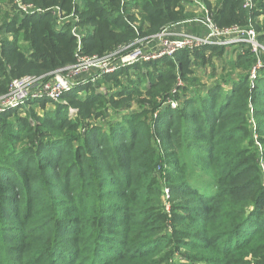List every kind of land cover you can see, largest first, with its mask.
I'll return each instance as SVG.
<instances>
[{
  "label": "trees",
  "instance_id": "1",
  "mask_svg": "<svg viewBox=\"0 0 264 264\" xmlns=\"http://www.w3.org/2000/svg\"><path fill=\"white\" fill-rule=\"evenodd\" d=\"M191 1L20 0L45 9L25 15L0 0V94L77 63L73 16L54 6L77 16L82 53L103 55L153 40ZM198 1L219 29L250 18L264 45V0ZM256 59L243 43L179 49L0 112V264H264Z\"/></svg>",
  "mask_w": 264,
  "mask_h": 264
},
{
  "label": "built area",
  "instance_id": "2",
  "mask_svg": "<svg viewBox=\"0 0 264 264\" xmlns=\"http://www.w3.org/2000/svg\"><path fill=\"white\" fill-rule=\"evenodd\" d=\"M18 5L19 10L26 14L41 12L45 9L33 7L30 4H21L20 0H14ZM243 7L246 11L251 13L254 7L253 0H243ZM53 12H57L58 23L62 24L63 21L73 16V22L76 24L78 21L77 16L73 14L63 15L60 7H52ZM206 23L209 27L208 33L205 35H196L189 32L179 33V38L170 40L167 37L172 33L167 28L162 29L158 34L153 36L156 39L158 50L145 52L142 46H146L149 41L144 39H135V42L128 45L118 46L115 50L105 53L103 55H89L83 54L81 50V37L82 34L79 28L74 24L70 28L71 34L76 39L75 56L77 63L68 68H61L55 71L51 77L46 78L45 75L25 74L13 78L8 83L7 89L4 93L0 94V112L10 109H27L30 102L46 100L53 103L59 100L62 93L68 91L79 82V76L87 71L92 72L89 76L90 79L85 80V83L93 80L99 74L111 73L121 67L132 65L138 61H148L157 59L163 55L170 56L179 49H195L198 47L208 45H228L234 43H243L250 47V50L256 55L257 59L250 71V77L255 76L257 69L264 67V45L260 44L256 39V31L252 25V21L248 18L244 26L233 25L229 28H217L207 17ZM135 27V25H134ZM139 43V45H133ZM134 46L130 51H125L131 46ZM84 79V78H83ZM181 80H177L176 87L181 86ZM176 89V88H175ZM173 89V91H175ZM172 107L176 106V102L169 101ZM73 111L70 110V113Z\"/></svg>",
  "mask_w": 264,
  "mask_h": 264
},
{
  "label": "crops",
  "instance_id": "3",
  "mask_svg": "<svg viewBox=\"0 0 264 264\" xmlns=\"http://www.w3.org/2000/svg\"><path fill=\"white\" fill-rule=\"evenodd\" d=\"M184 7L185 12L192 15L186 19L180 20L167 26V30L172 33L167 37L170 40L179 38L178 34L182 32H189L196 35H205L209 31V27L206 23L208 13L206 12L207 9H205L204 4H202L198 0H193L191 2H186ZM146 46V48L142 49L145 52L158 50L155 38L149 41ZM81 75L83 77L87 76L86 78H88L91 75V72L87 71L82 73Z\"/></svg>",
  "mask_w": 264,
  "mask_h": 264
},
{
  "label": "rangeland",
  "instance_id": "4",
  "mask_svg": "<svg viewBox=\"0 0 264 264\" xmlns=\"http://www.w3.org/2000/svg\"><path fill=\"white\" fill-rule=\"evenodd\" d=\"M212 1H214V0H212ZM25 48L27 49V45H25ZM200 71H201V72L198 73L199 76H201L202 80L206 79V78H205V74L203 75V74H202V73H203L202 70H200ZM208 71H209V69H208ZM201 85H204V84L201 83Z\"/></svg>",
  "mask_w": 264,
  "mask_h": 264
}]
</instances>
